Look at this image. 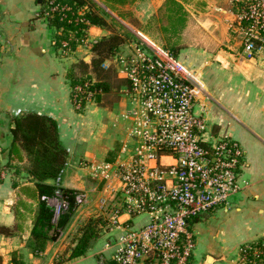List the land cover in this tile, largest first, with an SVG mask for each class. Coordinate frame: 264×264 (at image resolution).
<instances>
[{
  "label": "crops",
  "instance_id": "crops-1",
  "mask_svg": "<svg viewBox=\"0 0 264 264\" xmlns=\"http://www.w3.org/2000/svg\"><path fill=\"white\" fill-rule=\"evenodd\" d=\"M141 1L146 21L158 15L166 0ZM174 1L185 19L176 34L177 57L196 72L202 86L194 113L204 118L209 135L229 138L243 152L238 172L242 190L226 207L190 227L195 239L191 264H238L240 250L264 236V51L249 61L241 58V40L230 29L231 0ZM42 2L0 0V226L16 227L14 235H0V264H12V254L21 264H112L116 240L128 228H140L148 221L146 215L118 208L117 225L106 229L113 207L121 204L117 182L111 175L106 180L92 176L91 166L120 163L125 141L121 115L128 102L111 119L116 134L124 137L121 141L105 133L110 125L101 121L97 105L73 109L68 75L89 55L81 49L68 56L57 54L54 31L41 17ZM109 33L96 26L87 31L92 43ZM24 113L55 121L68 156L69 172L62 175L60 186L79 191L86 205L77 208L67 230L48 241L39 254L27 247L38 199L22 170L26 161L6 166L11 118ZM15 167L21 168L18 173ZM88 219L98 224L96 236L84 255L71 258Z\"/></svg>",
  "mask_w": 264,
  "mask_h": 264
},
{
  "label": "built area",
  "instance_id": "built-area-1",
  "mask_svg": "<svg viewBox=\"0 0 264 264\" xmlns=\"http://www.w3.org/2000/svg\"><path fill=\"white\" fill-rule=\"evenodd\" d=\"M50 4L51 11L69 9ZM231 5L230 29L241 40L240 56L252 60L264 51V0H231ZM88 29L81 30L79 38L68 34L76 45L73 53L81 49L89 55ZM136 34V41L126 40L104 64L127 82L122 93L129 108L121 115L125 141L120 163L91 169L94 178L111 175L117 182L121 204L113 207L106 229L117 225L120 209L146 215L148 221L128 228L116 240L112 264H191L195 239L188 222L226 207L242 190L238 172L243 152L237 142L209 135L204 118L194 113L203 95L196 72L144 34ZM61 47L62 54H68V42ZM71 104L76 111L93 105V93L85 85L75 86ZM47 202L55 223L67 203L58 192ZM254 245L242 250L246 254L241 253L238 264H264V236Z\"/></svg>",
  "mask_w": 264,
  "mask_h": 264
},
{
  "label": "trees",
  "instance_id": "trees-1",
  "mask_svg": "<svg viewBox=\"0 0 264 264\" xmlns=\"http://www.w3.org/2000/svg\"><path fill=\"white\" fill-rule=\"evenodd\" d=\"M64 6L68 10L56 9L51 11L54 6L50 4ZM102 4L112 12H117L124 16L122 9L125 6L132 5L136 0H100ZM98 9L95 0H43L41 17L47 22L49 28L54 31L52 46L60 56H68L75 50V43L68 40L70 32L80 37L81 30L91 26L108 29L109 25L102 15L95 12ZM84 9L79 15L78 11ZM102 12H104L102 10ZM129 13H125V16ZM162 15L164 16L162 18ZM165 20V24L162 22ZM184 16L181 6L174 0H166L162 5L158 15L151 16L144 23L140 24L134 21V27L142 34L150 37L160 46L168 50L173 56L177 57L175 44L177 30L184 23ZM86 22L87 24H84ZM136 22V23H135ZM103 36L99 40L91 43L89 49L90 59L85 62L80 59L70 70L68 75L71 90L75 86L87 87V90L93 93V102L95 105H103L113 88L126 87L127 82L118 80L114 70L106 67L104 64L115 58L121 51L126 42V38L119 33L112 32ZM132 41L137 39L128 33ZM165 36L167 38H165ZM62 42H68L66 55L62 54ZM71 95V93H70ZM11 145L8 151V163L11 167L12 162L26 161L25 168H22L26 174V179L30 180L37 193V208L34 215L28 248L33 254H39L45 249L48 241L58 239L72 221L83 195L77 190L65 189L60 186V180L67 167L68 156L64 147L58 139L57 125L54 120L43 115L34 113L18 114L11 118ZM15 167V173L19 172ZM14 173V172H13ZM67 203V209L62 211L55 223L52 222L53 211L47 200L54 198L56 193ZM216 210V209H215ZM214 210L208 211L192 218L188 222L191 225L200 218L205 217ZM95 220L88 219L80 229L82 235L79 238L77 246L71 251V258L84 255L89 243L96 236L97 230ZM15 225L10 227L0 226V235L10 237L14 235ZM258 241V246L259 243ZM252 248L255 245H249ZM241 249V253H244ZM16 254H12L11 263L21 264ZM251 260V258L249 259ZM258 264V262L256 261Z\"/></svg>",
  "mask_w": 264,
  "mask_h": 264
},
{
  "label": "rangeland",
  "instance_id": "rangeland-1",
  "mask_svg": "<svg viewBox=\"0 0 264 264\" xmlns=\"http://www.w3.org/2000/svg\"><path fill=\"white\" fill-rule=\"evenodd\" d=\"M136 4L133 6H126L125 8L122 9L124 12V16H120L117 12H112L108 8H106L100 0H95L96 5L98 6V9L94 8L95 12L99 13L100 15L103 16V18L106 20L107 24L109 25L108 29H110L112 32L122 34L127 41H132V38L128 36V33L133 35L135 38L137 36V32H139L136 27H134V21L142 24L144 23V15H143V3L141 0H136ZM102 10L104 12H102ZM125 13H129V15L125 16ZM164 16L162 15V18ZM135 22V23H136ZM165 24V20L162 22ZM141 33V32H140ZM149 40L153 41L157 45L160 46L161 43L155 42L153 39L150 37L146 36ZM165 38H167L165 36ZM163 45V44H161ZM242 50V48H241ZM241 50H240V55H241ZM84 57H82L83 59ZM179 59V58H178ZM89 61V60H88ZM87 61V62H88ZM117 78V77H116ZM119 80V79H118ZM124 90V87L119 88H113L110 95L107 97L106 102L108 105H98L97 106V113L98 116L102 118V122L106 123L108 121V124L110 125L107 129L105 130V133L111 134L113 138H117L118 140H123L122 137H119L118 134H116V130L111 127V119L114 116L115 113H119V111L122 110L121 106H125L127 103V98L123 96L122 91ZM95 105V104H93ZM120 106V107H119ZM121 108V109H120ZM208 124H207V129H208ZM69 172L68 167L63 172V177L65 176L66 173ZM63 184V179L62 183ZM86 205L82 204V207L84 208ZM104 229V228H103ZM67 230V229H66ZM64 230V232L66 231Z\"/></svg>",
  "mask_w": 264,
  "mask_h": 264
},
{
  "label": "water",
  "instance_id": "water-1",
  "mask_svg": "<svg viewBox=\"0 0 264 264\" xmlns=\"http://www.w3.org/2000/svg\"><path fill=\"white\" fill-rule=\"evenodd\" d=\"M90 59V56H87L84 61L87 62Z\"/></svg>",
  "mask_w": 264,
  "mask_h": 264
}]
</instances>
